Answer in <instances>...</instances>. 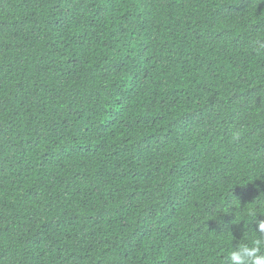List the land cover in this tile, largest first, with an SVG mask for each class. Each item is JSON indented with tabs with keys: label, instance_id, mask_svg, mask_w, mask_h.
Instances as JSON below:
<instances>
[{
	"label": "trees",
	"instance_id": "trees-1",
	"mask_svg": "<svg viewBox=\"0 0 264 264\" xmlns=\"http://www.w3.org/2000/svg\"><path fill=\"white\" fill-rule=\"evenodd\" d=\"M261 220L264 0H0V264H224Z\"/></svg>",
	"mask_w": 264,
	"mask_h": 264
},
{
	"label": "clouds",
	"instance_id": "clouds-1",
	"mask_svg": "<svg viewBox=\"0 0 264 264\" xmlns=\"http://www.w3.org/2000/svg\"><path fill=\"white\" fill-rule=\"evenodd\" d=\"M249 214L256 216L255 208L249 207ZM264 233V220L259 221L258 228L251 234L245 233L238 246H232L224 258V264H264V238L258 234ZM231 239V237H228Z\"/></svg>",
	"mask_w": 264,
	"mask_h": 264
}]
</instances>
